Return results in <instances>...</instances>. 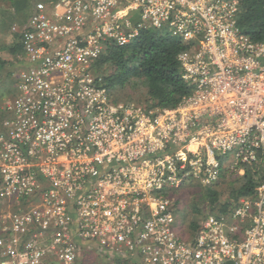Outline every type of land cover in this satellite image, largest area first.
Returning a JSON list of instances; mask_svg holds the SVG:
<instances>
[{
	"label": "built area",
	"instance_id": "obj_1",
	"mask_svg": "<svg viewBox=\"0 0 264 264\" xmlns=\"http://www.w3.org/2000/svg\"><path fill=\"white\" fill-rule=\"evenodd\" d=\"M237 0H36L17 93L0 121V264H264V42ZM163 30L185 46L174 107L115 101L94 71L108 41ZM260 169L251 197L192 231L169 189ZM241 172V173H242Z\"/></svg>",
	"mask_w": 264,
	"mask_h": 264
},
{
	"label": "trees",
	"instance_id": "obj_2",
	"mask_svg": "<svg viewBox=\"0 0 264 264\" xmlns=\"http://www.w3.org/2000/svg\"><path fill=\"white\" fill-rule=\"evenodd\" d=\"M237 3L236 22L241 31L254 41L264 42V0H237ZM18 45L20 47L19 41ZM183 49L185 46L181 41L167 32L146 27L123 46L108 41L103 52L93 62L94 71L102 75V84L115 101L127 100L131 96L123 93L128 91V83H131L132 88H135L134 94L144 90L147 106L174 107L191 92V85L182 79L177 60ZM242 169L243 172L235 176L236 179L233 174L237 171L223 169L218 181L210 187L189 183L178 189H169L170 194L182 188L190 192L198 189L195 198L186 203L187 212H182L180 220L196 231L199 224L190 216L201 214L203 217L209 210L226 212L239 198L251 197L254 188L262 180V174L256 166L243 165ZM179 204L176 202V207ZM117 264L125 263L120 260Z\"/></svg>",
	"mask_w": 264,
	"mask_h": 264
},
{
	"label": "rangeland",
	"instance_id": "obj_3",
	"mask_svg": "<svg viewBox=\"0 0 264 264\" xmlns=\"http://www.w3.org/2000/svg\"><path fill=\"white\" fill-rule=\"evenodd\" d=\"M24 7H26L27 2H21ZM36 0H30L31 6ZM11 9H7L5 11L9 17L12 19H6L5 22L2 23L4 27L7 26V31L2 37H0V121L4 117L5 111L4 107L5 104L11 101L17 93V74L19 71L24 67V62L26 61V56L22 52L21 48L18 46H10L9 45L15 40L17 37V31L20 30L21 24L17 18L25 19L27 16L19 10L17 5L11 3ZM16 12V18L13 16ZM2 16V20L5 18L4 12L0 13ZM129 87L127 88L128 91H123L124 95L125 92L127 95H131L127 100L131 101L135 104H144L146 101V94L144 90L139 91L138 94H134L135 88H132L131 83H128ZM222 161L224 164V169H226V165L231 164L234 161V153H227L225 156L222 157ZM242 171H237V173L233 174V178L236 179L238 174H241ZM236 176V177H235ZM213 186V185H211ZM203 187V186H201ZM210 187V186H208ZM179 188V187H178ZM177 188V189H178ZM206 188V187H203ZM198 189H193L191 192L186 190V188L180 189L178 192L170 194V197L174 200V202L180 203L178 207H175L176 210H179L181 213L186 211L187 207L185 206L186 203H190L191 200L195 198ZM190 192V193H189ZM226 195L223 196V199ZM3 208L0 204V216L2 215ZM191 219L195 220L197 223L201 221L202 217L201 214L190 216ZM193 217V218H192ZM90 249L87 252H83V256L80 259V264H117L115 263L114 259L101 254V250L97 248L95 245H90ZM44 264H59L58 262L50 259L49 261L45 262Z\"/></svg>",
	"mask_w": 264,
	"mask_h": 264
},
{
	"label": "crops",
	"instance_id": "obj_4",
	"mask_svg": "<svg viewBox=\"0 0 264 264\" xmlns=\"http://www.w3.org/2000/svg\"><path fill=\"white\" fill-rule=\"evenodd\" d=\"M25 1L27 2L26 7H24L23 4H20V0H0V13H1V12H4V15H5V18H4L3 20H2V16H0V37H2V35H4V34L6 33V31H7V30H6V29H7V26L4 27V26L2 25V23L5 22V20L8 19V18H9V19H12V17H9V15H7V13L5 12V11H7V9H11V8H13L11 3H14L15 5H17L16 8H18L19 10H21V11L27 16L25 19H23V18L20 19V18H18V16H17V18H16V12H15V14L13 15L16 19L19 20V22H20V24H21V28H20L19 31H17V33L19 34L20 31L26 26V23H27L28 17H29V15H30V13H31V11H32V8H33V4H32V6H31V2H30V0H23V1H21V2H25ZM18 34H17V37L15 38V40L13 41V44L11 43V44L9 45V47H10V46L15 47V45L19 47V45H18L19 35H18ZM19 48H20V47H19ZM25 64H26V63L24 62V66H25ZM97 248L101 250V254H104L105 256L114 259L115 263H117V262H119V261L121 260V259H119V258L113 257L112 255H110L109 252L105 251L104 249H102V248H100V247H97ZM87 251H88V250H87ZM87 251H86V252H87ZM122 261H123V260H122ZM124 263H125V264H128V263L125 262V261H124Z\"/></svg>",
	"mask_w": 264,
	"mask_h": 264
},
{
	"label": "clouds",
	"instance_id": "obj_5",
	"mask_svg": "<svg viewBox=\"0 0 264 264\" xmlns=\"http://www.w3.org/2000/svg\"><path fill=\"white\" fill-rule=\"evenodd\" d=\"M34 4V3H33ZM18 41H19V39H18Z\"/></svg>",
	"mask_w": 264,
	"mask_h": 264
}]
</instances>
